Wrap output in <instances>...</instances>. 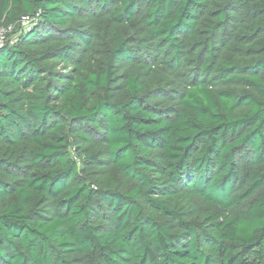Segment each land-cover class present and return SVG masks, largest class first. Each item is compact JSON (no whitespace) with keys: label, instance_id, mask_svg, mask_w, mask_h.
Segmentation results:
<instances>
[{"label":"trees","instance_id":"16d2710c","mask_svg":"<svg viewBox=\"0 0 264 264\" xmlns=\"http://www.w3.org/2000/svg\"><path fill=\"white\" fill-rule=\"evenodd\" d=\"M24 16L0 264H264V0H0Z\"/></svg>","mask_w":264,"mask_h":264},{"label":"built area","instance_id":"2783aa9c","mask_svg":"<svg viewBox=\"0 0 264 264\" xmlns=\"http://www.w3.org/2000/svg\"><path fill=\"white\" fill-rule=\"evenodd\" d=\"M35 19L31 16H24L20 19L18 26L10 25L7 28L0 29V48L3 47L10 39L9 34H12V39H16L22 33H28L33 29ZM18 27V28H17Z\"/></svg>","mask_w":264,"mask_h":264}]
</instances>
